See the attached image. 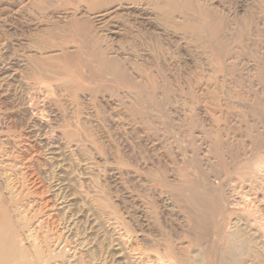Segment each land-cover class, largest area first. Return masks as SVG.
<instances>
[{"label": "rangeland", "instance_id": "rangeland-1", "mask_svg": "<svg viewBox=\"0 0 264 264\" xmlns=\"http://www.w3.org/2000/svg\"><path fill=\"white\" fill-rule=\"evenodd\" d=\"M0 202L34 264H264V0H0Z\"/></svg>", "mask_w": 264, "mask_h": 264}, {"label": "bare ground", "instance_id": "bare-ground-1", "mask_svg": "<svg viewBox=\"0 0 264 264\" xmlns=\"http://www.w3.org/2000/svg\"><path fill=\"white\" fill-rule=\"evenodd\" d=\"M2 205L0 202V264L15 262L19 264V261L20 264H34L29 259V248L22 244L25 241L24 237L21 239L22 236L18 235L9 214Z\"/></svg>", "mask_w": 264, "mask_h": 264}]
</instances>
